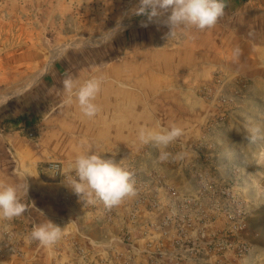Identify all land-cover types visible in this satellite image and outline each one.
Instances as JSON below:
<instances>
[{"label":"rangeland","instance_id":"1","mask_svg":"<svg viewBox=\"0 0 264 264\" xmlns=\"http://www.w3.org/2000/svg\"><path fill=\"white\" fill-rule=\"evenodd\" d=\"M225 4L214 27L178 29L179 38L167 40L166 26L142 27L146 17L132 14L138 0H0V184L26 183V194L20 191L26 207L31 202L24 197L38 195L34 179L49 180L42 173L46 164L62 166L43 161L31 175L23 164L34 167L35 153L61 150L52 145L59 134L47 129L37 141L34 129L9 123L29 114L28 81L40 100L36 123L50 109L53 83L33 79L47 63L62 61V77L81 83L100 76L135 83L137 101L151 104L153 120L166 127L177 119L195 131L166 149L182 153L180 159L161 163V149L149 143L146 155L122 164L139 172L137 195L115 209V236L107 246L86 249L84 238L64 232L50 250L28 241L21 217L0 219V264H264V0ZM118 23L122 28L112 34ZM113 66L115 74L106 72ZM90 131L73 121L59 132L71 137L69 151L83 153L90 145L80 141L89 140ZM194 147L203 148L199 161L209 163L204 168L219 187H240L248 214L242 230L225 232L221 197H214V209L206 208L190 171ZM66 174L76 179L72 170L52 176Z\"/></svg>","mask_w":264,"mask_h":264},{"label":"crops","instance_id":"2","mask_svg":"<svg viewBox=\"0 0 264 264\" xmlns=\"http://www.w3.org/2000/svg\"><path fill=\"white\" fill-rule=\"evenodd\" d=\"M168 57L172 58L173 53H170ZM195 59L196 62L199 61L200 56H196ZM63 64L62 61L47 63L42 73L39 74L40 71L37 70L36 73L39 75L33 77L38 85L44 86L47 85L46 83H53V94L55 95L54 98H47L50 109L42 117L39 124L35 121L39 111V96L34 91V81L31 80L26 83L28 84L26 87L31 90L32 100L24 110H28V117L17 125L18 128H20V131H22V128L26 130L34 129L37 134V141L47 129L48 132L53 133L54 137H57L56 134L58 133V140L53 141L52 145L62 146V149L57 152H49L45 155L35 153L32 155L35 159L33 162L34 167H26L28 165L23 164L30 174L36 173L38 175L36 166L43 161H59L62 163V170H71L69 164L74 162L77 155L81 154L82 151H69L67 147L70 146L65 145L66 143L71 144L72 139L59 131L65 129L66 123L73 121L88 124L91 131L87 142L91 151L99 153L103 159H112L120 167L128 160H139L140 156L146 155L149 144L145 145L139 142L138 130L143 126L154 127L157 123L162 127L165 126H163V122L157 119L153 120L151 104H147L146 100L143 103L137 101L135 83L105 81L102 84L101 92L94 101L99 106L100 111L95 117L87 118L81 113L77 104L73 103L71 106L75 108L71 110V106L62 103L65 99H61L65 95L62 88L64 78L61 70H65ZM144 67L145 69L149 68L146 67V64ZM116 71L117 69L114 66L106 69V72L111 74H115ZM134 71L133 69L129 70L128 74L130 75ZM177 71L176 69L175 72ZM40 79L42 82L39 83L38 80ZM174 86L179 85L174 84ZM169 123L170 126L173 124L180 126L177 119H175V123L172 121ZM170 126L167 125L166 128ZM180 127L183 129V135L178 139L191 137L192 133L195 132L190 129L184 130L182 125ZM42 173L50 176L49 180L34 179L36 185H38V195L31 193L29 199L24 197V201L29 200L31 205L27 206L28 214L25 213L20 216L24 224L22 223L19 226L31 232L33 225L51 221L54 224L63 226V233L70 232L80 239L84 238L82 240L83 248L95 247L97 249L107 246L110 239L115 236V209L119 211L120 206L109 208L95 196L81 198L72 189L73 181L76 179L70 174H66L65 178L55 179L48 171L43 170ZM262 184L264 185V179ZM65 191L68 192V197L64 194ZM90 200L92 202H89ZM128 200L130 199L128 198Z\"/></svg>","mask_w":264,"mask_h":264},{"label":"clouds","instance_id":"3","mask_svg":"<svg viewBox=\"0 0 264 264\" xmlns=\"http://www.w3.org/2000/svg\"><path fill=\"white\" fill-rule=\"evenodd\" d=\"M225 7V0H138L132 14L146 17L145 21H141L142 27H148L149 24L166 26L169 31L165 36L167 40H171L179 38L181 33H178V29L195 28L203 31L214 27L224 15ZM120 28L122 25L118 23L112 34ZM103 83V76L89 78L83 83L71 76L66 77L62 81L65 93L62 103L66 106L75 103L85 117L93 118L100 111L94 101L101 92ZM182 135L183 129L175 124L166 128L157 123L154 127L143 126L138 130L141 144L151 143L161 149L158 156L161 163L182 158V153L173 154L166 150ZM80 144L83 147L87 141L82 139ZM69 168L76 176L72 189L81 198L95 196L112 208L119 206L126 198L137 195L134 173L124 170L112 159H103L99 153L90 149L77 155ZM27 187L26 183L0 184V219L11 221L28 211L20 198L21 188L26 194ZM62 234L59 225L48 221L33 225L27 239L29 242L38 241L40 245L51 250Z\"/></svg>","mask_w":264,"mask_h":264},{"label":"built area","instance_id":"4","mask_svg":"<svg viewBox=\"0 0 264 264\" xmlns=\"http://www.w3.org/2000/svg\"><path fill=\"white\" fill-rule=\"evenodd\" d=\"M30 137L32 135H29ZM182 149V148H180ZM193 153L197 155V161L190 165V171L192 174L196 176L197 184L200 185V191L202 195V199L207 203L206 208L214 209V197L218 196L222 198V203L219 206V211L223 214L227 222V228L225 232L235 231L238 232L245 227V220L248 216L246 213V205L244 201L241 199V189L237 186H228L230 183H226L224 187H219L218 182L215 179H211L209 174H207L205 166H208L209 163L206 165L199 160L202 157V150L201 147H194L190 149ZM177 168H181L183 164L175 165ZM124 170L132 172L135 174V179L137 175H139L138 170L134 167L133 164H126L121 166ZM46 171L51 173L53 176H59L62 173V167L59 163H47L45 168ZM228 181H231L229 179ZM227 181V182H228ZM199 192V191H198ZM67 197L69 196L68 193L65 194Z\"/></svg>","mask_w":264,"mask_h":264},{"label":"trees","instance_id":"5","mask_svg":"<svg viewBox=\"0 0 264 264\" xmlns=\"http://www.w3.org/2000/svg\"><path fill=\"white\" fill-rule=\"evenodd\" d=\"M241 1H243V0H241ZM225 2H226V0H225ZM27 117H28V114L26 112H24L21 115H19L18 117L14 118V119H11L9 121V123L18 125L21 122H23L24 120H26Z\"/></svg>","mask_w":264,"mask_h":264},{"label":"bare ground","instance_id":"6","mask_svg":"<svg viewBox=\"0 0 264 264\" xmlns=\"http://www.w3.org/2000/svg\"><path fill=\"white\" fill-rule=\"evenodd\" d=\"M262 28V27H261ZM260 36H261V33H260ZM259 38V37H258ZM258 40V39H257Z\"/></svg>","mask_w":264,"mask_h":264}]
</instances>
